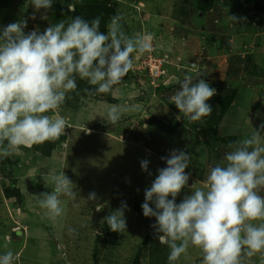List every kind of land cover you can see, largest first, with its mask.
<instances>
[{
    "label": "clouds",
    "instance_id": "obj_1",
    "mask_svg": "<svg viewBox=\"0 0 264 264\" xmlns=\"http://www.w3.org/2000/svg\"><path fill=\"white\" fill-rule=\"evenodd\" d=\"M37 10H48L53 0H31ZM69 11H75L70 6ZM235 24L236 16L229 17ZM121 16H113L107 31H100L101 19L91 22L75 16L65 25L59 21L43 33L36 28L27 34L26 20L8 24L0 31V157L21 154L64 135L66 120L58 109L66 94L77 88L76 77L95 86L94 94H108L120 85L133 68L134 58L152 51L153 33L128 36ZM135 53V57L133 54ZM216 89L202 78L185 75L171 103L190 121H200L212 112L208 103ZM138 107V106H137ZM127 105H110L107 118L116 123ZM250 122V120H249ZM251 123V122H250ZM144 127H147L145 125ZM264 122L251 135L228 145L220 163L210 167L202 187L195 188L177 204L176 197L188 185L190 154L174 149L161 157L166 167L145 189L141 209L154 217L156 239L170 249L169 264L186 256L189 247L202 253L201 264H244L259 256L264 264ZM6 142V143H5ZM148 160L141 170L148 171ZM148 175H151L148 172ZM54 186L41 193L38 206L52 221L64 214L61 196L76 198L74 184L63 172L49 176ZM171 197V199H169ZM99 198L95 192L88 200ZM154 205V207L150 206ZM103 205H97L99 210ZM126 203L104 218L113 233L126 231ZM75 229H69L74 233ZM12 251L0 255V264H13Z\"/></svg>",
    "mask_w": 264,
    "mask_h": 264
},
{
    "label": "rangeland",
    "instance_id": "obj_2",
    "mask_svg": "<svg viewBox=\"0 0 264 264\" xmlns=\"http://www.w3.org/2000/svg\"><path fill=\"white\" fill-rule=\"evenodd\" d=\"M76 1L53 0L50 9L37 10L31 0H1L0 31L19 20L27 21L25 34L36 28L43 33L48 26L61 20L67 26L72 12L68 9ZM237 1L243 8L250 5L249 1L254 2ZM81 2L106 4L109 11L104 32L113 16H121L122 29L130 37L149 30L155 33V15L158 12L170 15L173 3L171 0ZM65 3L69 5L68 9L63 8ZM147 54L134 58V68L121 83L124 87L136 83L131 77L134 69L138 88L129 100L142 97L146 85L151 86L152 83L156 86L163 81L160 70L152 69L150 75L148 68L137 64L147 60ZM152 55L159 57L161 64L158 67L164 71L167 65L163 60L165 55H159L153 48ZM76 83L77 88L66 94L64 103L58 109L67 124L64 135L54 141L49 157L33 148H22L19 155L0 157V255L12 251L15 257L13 264H159L156 243L152 238L155 235L151 227L154 217H144L141 209L145 189L158 175L157 169L164 168L155 154L148 155L146 152L149 134L139 133V129L133 128L135 124L130 117L133 114H124L129 119L123 122L122 119L114 124L108 121L107 110L115 99L114 88L108 94H94L95 86L88 84L87 80L76 77ZM252 110L249 116L251 123L248 120L243 125L241 136L251 135L252 127L256 129L264 122V107ZM246 111L251 112L250 109ZM142 160L149 161L147 172L141 170ZM61 172L73 182L76 198L61 196L64 214L52 221L46 211L39 208L38 196L53 190L49 176ZM198 187L192 188V191ZM4 190L18 191L19 197L6 199ZM91 192L96 193L97 201L88 200ZM190 194V189H182L176 203L179 204ZM260 194L264 195V190ZM122 202L127 205L124 212L126 231L115 233L113 237L104 218L119 208ZM97 205L103 206L97 210ZM70 228L75 232L70 234ZM148 249L152 251L150 259ZM202 258L199 249L189 247L187 255L175 264H201ZM166 259L169 264L168 257ZM247 261L244 259V262ZM250 261L260 262V257H252Z\"/></svg>",
    "mask_w": 264,
    "mask_h": 264
},
{
    "label": "crops",
    "instance_id": "obj_3",
    "mask_svg": "<svg viewBox=\"0 0 264 264\" xmlns=\"http://www.w3.org/2000/svg\"><path fill=\"white\" fill-rule=\"evenodd\" d=\"M171 1L172 13L158 12L153 22L157 30L146 32L154 34L153 51L166 56L163 81L146 85L142 97L129 100L138 88L133 71L131 77L136 83L132 88L116 85L111 105L129 107L119 120L123 122L129 119L125 115L133 114V128L149 134L146 152L155 154L162 167L167 165L161 157L174 149L190 154L185 169L190 174L185 188L190 189L194 183L193 188L202 187L210 167L220 163L230 150L228 145L246 137L241 134L252 109L264 107V0L249 1L246 8L237 0ZM230 16L246 19L235 24ZM185 75L204 79L217 92L208 101L211 114L200 121H190L170 101ZM152 238L159 264H167L169 247L159 243L156 235ZM151 253L148 249L149 259ZM244 264L260 262L248 260Z\"/></svg>",
    "mask_w": 264,
    "mask_h": 264
},
{
    "label": "trees",
    "instance_id": "obj_4",
    "mask_svg": "<svg viewBox=\"0 0 264 264\" xmlns=\"http://www.w3.org/2000/svg\"><path fill=\"white\" fill-rule=\"evenodd\" d=\"M77 1L73 5L75 7V11L71 12V19L75 16H80L83 19L91 22L92 19L96 17H100L101 19L100 31L104 32V28H105L104 23H105L106 17L108 16V11H109V9H107L106 7V4L102 5V4H95L91 2L90 3H82V2L79 3L80 0H77ZM68 7L69 5L67 3L63 5V8L68 9ZM53 147H54V141H50V142H45L42 145L33 146V149L39 154L45 157H49L51 155L52 150L54 149ZM3 195L6 199H11L15 197L17 198L19 197V192L12 191V190H4ZM110 235L114 237L116 234L110 233ZM136 264L138 263L136 262Z\"/></svg>",
    "mask_w": 264,
    "mask_h": 264
},
{
    "label": "built area",
    "instance_id": "obj_5",
    "mask_svg": "<svg viewBox=\"0 0 264 264\" xmlns=\"http://www.w3.org/2000/svg\"><path fill=\"white\" fill-rule=\"evenodd\" d=\"M149 54H148V57H147V60H145V61H138V63L137 64H142L143 66H145V69L146 68H148V71H149V74L151 75L152 73H151V71H152V69H155V70H157L158 69V71H159V73L160 74H165V71H163V70H161L159 67H158V64L160 65L161 63H160V61H159V57L157 58V57H154L153 55H152V51H150V52H148ZM165 59H166V56H164V63H165ZM152 63V64H151ZM193 66H195V64H193V63H191V67H193ZM134 68V67H133ZM140 68V67H139ZM132 71H134V69L132 70ZM153 72V71H152ZM162 76V75H161ZM152 84V83H151ZM154 86V85H153Z\"/></svg>",
    "mask_w": 264,
    "mask_h": 264
}]
</instances>
